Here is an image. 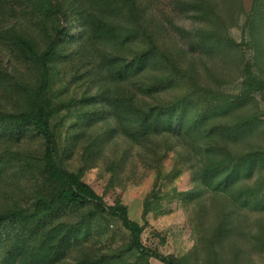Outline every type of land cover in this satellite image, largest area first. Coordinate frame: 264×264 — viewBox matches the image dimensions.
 Segmentation results:
<instances>
[{
	"label": "rangeland",
	"instance_id": "rangeland-1",
	"mask_svg": "<svg viewBox=\"0 0 264 264\" xmlns=\"http://www.w3.org/2000/svg\"><path fill=\"white\" fill-rule=\"evenodd\" d=\"M17 35L37 53L56 42L58 164L125 205L144 247L175 264H264V0H0L1 113L33 109L43 82ZM148 38L156 54L133 74ZM174 102L182 128H143ZM43 152L32 126L0 122V213L50 197ZM129 242L116 216L57 207L2 226L0 264H165Z\"/></svg>",
	"mask_w": 264,
	"mask_h": 264
},
{
	"label": "trees",
	"instance_id": "trees-1",
	"mask_svg": "<svg viewBox=\"0 0 264 264\" xmlns=\"http://www.w3.org/2000/svg\"><path fill=\"white\" fill-rule=\"evenodd\" d=\"M150 43L146 52L135 58L131 64L133 74L141 73L144 69V64L153 60L156 54L157 46L155 42L148 38ZM15 44L21 49L23 53L29 57H33L35 63L39 66L42 72L43 82L35 95L34 108L28 112H21L18 114H9L0 112V122L9 121L16 125L17 128L24 126H32L44 140V152L42 161L44 164L45 178L52 186L50 197L45 200H40L38 205L30 212L23 211H8L0 213V228L12 223L24 226L26 223H36L41 212L53 210L55 208H78L86 204H91L95 211L102 216H116L120 219L123 227L129 231L130 242L127 245L129 250H136L143 255L154 257L165 264H175L167 256L162 255L156 251H152L141 242L142 226L131 220L127 215V208L123 204H116L107 206L103 199L92 188L84 182L77 173L68 171L57 162L56 156V142L54 134L51 130L50 121L55 114V109L51 107V102L45 97L46 88L49 81V61L53 57L56 49V42L50 41L43 52L37 53L34 46L21 35H17ZM126 70H128L126 68ZM164 81V80H162ZM170 81L152 83L150 92H158V88ZM158 111L152 110L156 116L145 123L143 128L157 129L159 126L164 130H169L172 126V116L178 120L179 128L185 124L182 120L184 113L183 106L178 103H169L165 107L155 108ZM154 113V114H155ZM150 113L148 115H152ZM168 115L167 118L160 120V116ZM153 116V115H152Z\"/></svg>",
	"mask_w": 264,
	"mask_h": 264
}]
</instances>
